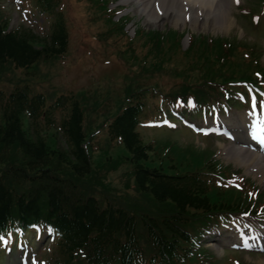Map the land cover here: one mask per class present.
<instances>
[{"label": "trees", "instance_id": "1", "mask_svg": "<svg viewBox=\"0 0 264 264\" xmlns=\"http://www.w3.org/2000/svg\"><path fill=\"white\" fill-rule=\"evenodd\" d=\"M32 1L54 18L49 30L40 36L9 28L0 10V64L11 59L16 68H27L65 52L69 14L59 0ZM92 1L87 24L99 29L97 39L118 42L122 56L136 60L137 77L168 76L174 83L166 101L191 97L205 104L222 95L221 88L256 80L255 43L193 36L182 49L181 33L143 29L127 38L125 19L108 13L109 0ZM129 77L125 92L135 99L117 98L118 114L98 149L89 144L83 97L69 96V109L57 118L60 98L51 106L28 88L0 89V232L13 224L49 229L55 240L43 264H216L199 241L224 217L251 207V183L239 189L209 184L222 168L211 150L144 138L138 124L145 95L132 88ZM119 169L122 184L110 176Z\"/></svg>", "mask_w": 264, "mask_h": 264}, {"label": "rangeland", "instance_id": "2", "mask_svg": "<svg viewBox=\"0 0 264 264\" xmlns=\"http://www.w3.org/2000/svg\"><path fill=\"white\" fill-rule=\"evenodd\" d=\"M28 0H0V10L3 15L9 17L10 27L12 29L25 28L30 29L35 34L44 36L47 33L48 26L51 19H47L44 15L33 6V3L27 2ZM63 7L64 13L69 14V38L67 51L62 55H56L47 59L40 58L33 62L27 68H16L13 61H9L5 64H0V89L5 93H9L15 87L28 88L30 94H43L46 98V103L52 105L58 98L61 102L69 96L74 98L87 97L84 102L85 106H92L94 101L96 105L100 102L96 99H104L106 93H120L122 85L121 74L123 73V65L117 59L114 53V48L110 45L96 40L95 27L87 24L89 5L95 6L96 4L92 0H59ZM231 5V16L234 19L231 22L229 31H217L215 28L208 29L200 25L202 21L198 20L196 24H191L188 21V16H183L184 23L177 25L171 21H165L164 23L153 24L151 22H145V15L134 12L135 3L123 2V0H115L110 4L115 6L117 15L127 13L130 17L129 23L126 25V29L129 34H132L135 29H156L166 30L173 29L174 31L183 32L185 36L182 39L183 47L187 46V39L189 34L209 35L210 37H229L236 38L238 40H244V38L254 41H260L263 46V55L261 62L264 64V40L263 37H258L256 34L263 32L264 36V11H261L258 18L257 31L250 30V26L246 20H244L239 12L247 4V0H234ZM95 15L101 16L100 12H96ZM106 19V17H105ZM105 19L103 21H105ZM72 22V25L70 24ZM89 35L91 37H89ZM187 41V42H186ZM166 82L167 79L163 78ZM97 91L95 92V90ZM86 90L89 95H86ZM101 94V95H100ZM264 97V96H263ZM257 100V106L260 107L264 104V98ZM112 97H109L106 101V105H112ZM67 102V101H66ZM250 103L237 104L234 107H227L223 109L220 115H198L196 118H192L198 127H207L213 125L214 122L221 124L232 122L237 114L250 113ZM104 106L98 110H103ZM90 113V112H89ZM87 113V114H89ZM63 112L57 111L54 116L57 118ZM98 112L90 113L91 123L95 124L100 119L98 118ZM151 119V117H150ZM26 122V121H25ZM228 127V126H226ZM179 132H173L161 127L141 128V132L144 138L147 139H165L170 143H178L182 146L195 147L196 149H210L214 151V160L220 163L230 166L232 170H239L238 176H242L245 179L249 178L253 181L254 187L259 191L264 192V185L259 182L261 179L260 174L253 172V169H246L242 165H238L233 161L223 149L222 146L226 144H232L231 139H224L219 136H202L195 132H191L189 129L181 128ZM101 137L98 140L101 142ZM59 145L64 146L62 140ZM235 144V143H234ZM122 168V167H120ZM120 169L111 173L110 176L115 182L122 184V177L120 176ZM124 185V184H123ZM236 218V217H235ZM255 217L247 218L238 216L236 220L224 221L218 230L207 236L202 241V247L207 248L214 254L217 259V264H262L264 262V253L258 250H248L246 248H231L229 246L216 244L215 239L218 237H224L228 243L233 242L229 235L235 234L237 231L245 233L251 232L254 227L264 224V220H260ZM264 218V217H263ZM32 234L27 233L25 238L32 242L31 252L22 253L20 257L16 259L15 253L7 255L3 249H0V264H21V260L25 258L28 264H37V253H41L44 249L45 242L50 244L51 237H44L40 235L33 238ZM47 240V241H46ZM38 251V252H37ZM34 254V255H33Z\"/></svg>", "mask_w": 264, "mask_h": 264}, {"label": "bare ground", "instance_id": "3", "mask_svg": "<svg viewBox=\"0 0 264 264\" xmlns=\"http://www.w3.org/2000/svg\"><path fill=\"white\" fill-rule=\"evenodd\" d=\"M124 2L135 3L134 12L145 15L144 21L156 23H164L165 21H171L177 25L184 23L183 16L187 15L188 21L191 24H196L198 20L202 21L200 25L208 29H217V31L227 32L231 27V22L234 20L231 14V2L233 0H123ZM230 10V11H229ZM249 115L246 113L237 114L235 119L231 122V127L235 130V142L244 143V139L247 138L242 132V128L246 125ZM252 113H251V116ZM252 119L250 122V128L252 126ZM259 124V131L264 135V113L257 119ZM243 139V140H242ZM233 143V142H232ZM246 144V143H245ZM222 149L232 158L235 163L242 165L246 169H253L256 175L259 173L261 182L264 185V155L250 151L249 149L236 147L235 144H226L222 146ZM262 233V234H260ZM254 235H258L264 241V230L257 232H246L229 236L232 243H237L242 238H246L249 241L254 238ZM249 238V239H248ZM216 244H224L228 240L224 237H218L215 239ZM231 243V242H229ZM238 245V244H236ZM242 245V244H240ZM250 246H253L251 243ZM264 264V262H262Z\"/></svg>", "mask_w": 264, "mask_h": 264}]
</instances>
